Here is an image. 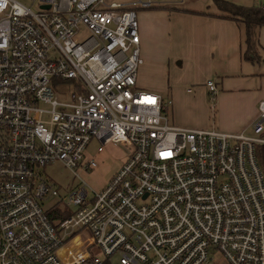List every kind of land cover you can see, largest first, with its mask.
Instances as JSON below:
<instances>
[{"label":"built area","instance_id":"1","mask_svg":"<svg viewBox=\"0 0 264 264\" xmlns=\"http://www.w3.org/2000/svg\"><path fill=\"white\" fill-rule=\"evenodd\" d=\"M30 1L0 0V264H264V99L252 134L171 125L163 97L136 86V10L155 1ZM64 80L69 100L53 91ZM93 138L128 156L52 220L39 201L58 190L36 169L97 166Z\"/></svg>","mask_w":264,"mask_h":264},{"label":"crops","instance_id":"2","mask_svg":"<svg viewBox=\"0 0 264 264\" xmlns=\"http://www.w3.org/2000/svg\"><path fill=\"white\" fill-rule=\"evenodd\" d=\"M128 1L131 0L121 2ZM234 1L245 6L254 4L264 6V0ZM136 12L139 29V52L141 49L144 53L145 60L150 63L145 69L141 68L139 74L137 72V87L145 91L158 93L162 97V91L164 92L167 88L169 89V95L171 97H207L209 93L205 85L209 79L206 81L202 80L203 84L201 85L194 84L197 77H202L206 74L197 71V67L206 66L211 68V61H207L209 57L216 62L222 63L224 61L226 71L216 74L220 79L217 78L214 82L217 87V92L215 94V101L211 106L215 111L222 114L234 115L236 120L223 118L219 122V127L222 128L221 130L227 132L244 130L247 134H252V123L257 118L258 102L264 99V61L251 63L242 58L244 49L243 25L234 20L209 14H218V10L210 12L178 6L169 8L156 2L150 8H137ZM172 33L180 35L187 43H193V48L185 52L188 54V57H185V59L190 60L194 64L195 70L191 66L182 74L177 72L172 79L174 81L171 85L168 80L163 79L162 75H159L157 80L154 79V81L150 82L147 80V76L155 74L156 68L158 67L153 64L152 57L148 55L150 43L155 36L159 37L161 35L164 37ZM258 41L260 48L263 47L261 51H264V26L258 30ZM214 45L217 53L215 57L212 52ZM202 58L204 59L201 60ZM187 65H189L188 62ZM189 83L195 85L194 90L190 88L184 90L181 87ZM218 85L220 86L219 90ZM232 106L236 108L233 109ZM242 106H244L245 111L242 109ZM261 136L264 137V130ZM258 145L264 146V143Z\"/></svg>","mask_w":264,"mask_h":264},{"label":"rangeland","instance_id":"3","mask_svg":"<svg viewBox=\"0 0 264 264\" xmlns=\"http://www.w3.org/2000/svg\"><path fill=\"white\" fill-rule=\"evenodd\" d=\"M27 5L31 4L30 0H23ZM114 1H125V0H114ZM157 4H162L165 7H187L190 9H198L205 11H214L217 10L212 0H153ZM234 3H237L234 0H229ZM238 4V3H237ZM34 10L37 9L36 5H31ZM138 20V18H137ZM244 38V31H243ZM208 45V44H207ZM260 45V44H259ZM214 57L217 55L215 51V45L213 46ZM193 48V43H187L184 41L180 35L171 34L167 36H155L151 41L150 47L148 48V55L152 57L153 64L157 65L156 72L153 75H148L147 80L152 82L159 78V75L163 76V79L168 80L170 85L174 80V76L177 72L181 74L184 73L189 67L193 66L192 62L185 57H188V54L185 53L188 50ZM260 48V46H259ZM262 48H260L261 51ZM259 51V50H258ZM259 51V52H260ZM263 52V53H262ZM140 58L143 60L138 67V74L140 69L150 65L149 62L145 60L143 51L140 49L139 52ZM261 55L264 57V51H261ZM205 58V57H204ZM202 58L201 60H203ZM186 60V61H185ZM207 61H211V68L208 67H197V71L204 72L205 75L202 77H197L194 84L201 85L203 81L209 79L215 82V80L220 77H217L220 74L219 72L226 71L225 62H216L210 57L207 58ZM187 62L189 65H187ZM152 64V63H151ZM162 66V67H160ZM202 74V73H198ZM157 75V77H156ZM206 78V79H205ZM203 80V81H202ZM202 81V82H201ZM197 82V83H196ZM200 82V83H199ZM205 83V82H204ZM137 86V85H136ZM206 86V85H205ZM184 90L190 88L194 90L195 85L190 83L186 86H181ZM165 88H167L165 86ZM220 86L218 85V90ZM74 90L72 81L64 80L60 83H57L54 86V93L60 100H69L70 92ZM163 90V89H162ZM168 90V91H167ZM162 91L163 101L166 103V115L168 117V123L176 126H184L188 128H206V129H218L219 122L223 118H229L230 120H236V117L231 114L225 115L214 110L211 104L214 103L215 96L207 94V97H171L169 95V89ZM169 102V103H168ZM232 108H236L232 106ZM242 109L245 111L244 106ZM234 112V111H232ZM224 131V130H223ZM99 143L93 138L89 143L87 149L84 151V159L94 158L97 163V166L90 167L89 169H83L80 166H77L74 170H69L66 168L60 161H55L50 164H47L43 167H38L36 171L41 177L48 180L54 185L58 190L57 196L46 197L40 200L42 207L48 211L57 210L63 216H67L75 210V206L67 204V197L71 191L76 190L80 187H85L88 192V196H91L93 192L102 190L107 186L111 174L115 173L119 166L125 161L128 156V148L123 147L120 143L114 141H108L104 144L100 143L102 146L101 150L96 151ZM119 164V166H118ZM116 170V171H115ZM59 219V218H58ZM57 219V220H58ZM80 234L81 239H87V232H77ZM91 254L97 255L99 250L96 247H91L89 249ZM215 259L220 263L222 262L221 254L216 252L214 255ZM111 264H118V260L115 257L111 258Z\"/></svg>","mask_w":264,"mask_h":264},{"label":"trees","instance_id":"4","mask_svg":"<svg viewBox=\"0 0 264 264\" xmlns=\"http://www.w3.org/2000/svg\"><path fill=\"white\" fill-rule=\"evenodd\" d=\"M218 10V14L213 16L234 20L243 25L244 28V49L242 58L251 63H259L264 61V57L260 54L258 30L264 26V6L260 4L241 5L229 0H212ZM256 154L258 162L264 172V146H256ZM48 215L52 220L63 218L64 216L57 210L49 211ZM101 264H111L110 259L102 261Z\"/></svg>","mask_w":264,"mask_h":264}]
</instances>
